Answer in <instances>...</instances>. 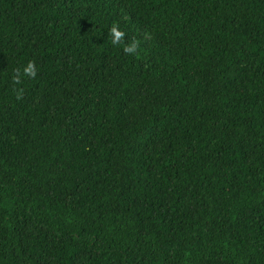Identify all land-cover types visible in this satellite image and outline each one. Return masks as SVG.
I'll use <instances>...</instances> for the list:
<instances>
[{
	"label": "trees",
	"instance_id": "obj_1",
	"mask_svg": "<svg viewBox=\"0 0 264 264\" xmlns=\"http://www.w3.org/2000/svg\"><path fill=\"white\" fill-rule=\"evenodd\" d=\"M0 264H264V0H0Z\"/></svg>",
	"mask_w": 264,
	"mask_h": 264
},
{
	"label": "clouds",
	"instance_id": "obj_2",
	"mask_svg": "<svg viewBox=\"0 0 264 264\" xmlns=\"http://www.w3.org/2000/svg\"><path fill=\"white\" fill-rule=\"evenodd\" d=\"M111 34H112V43L113 45L120 44L125 37V32L122 31L118 25L114 24L111 28ZM137 44L135 42H131L128 45L124 47L125 53H137ZM24 74L27 76H35L36 75V68L34 63H29L25 68H24Z\"/></svg>",
	"mask_w": 264,
	"mask_h": 264
}]
</instances>
